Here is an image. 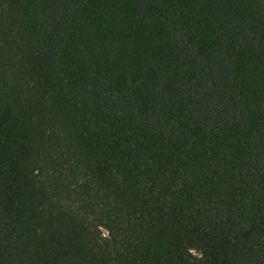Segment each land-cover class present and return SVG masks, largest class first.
Returning <instances> with one entry per match:
<instances>
[{
	"label": "trees",
	"instance_id": "1",
	"mask_svg": "<svg viewBox=\"0 0 264 264\" xmlns=\"http://www.w3.org/2000/svg\"><path fill=\"white\" fill-rule=\"evenodd\" d=\"M0 264H264V0H0Z\"/></svg>",
	"mask_w": 264,
	"mask_h": 264
}]
</instances>
